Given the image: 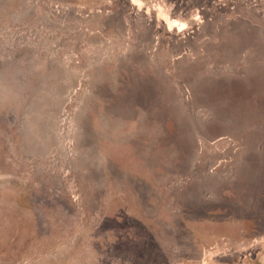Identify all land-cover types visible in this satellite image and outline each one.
<instances>
[{"label": "rangeland", "instance_id": "rangeland-1", "mask_svg": "<svg viewBox=\"0 0 264 264\" xmlns=\"http://www.w3.org/2000/svg\"><path fill=\"white\" fill-rule=\"evenodd\" d=\"M0 264H264V0H0Z\"/></svg>", "mask_w": 264, "mask_h": 264}]
</instances>
